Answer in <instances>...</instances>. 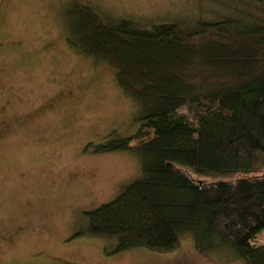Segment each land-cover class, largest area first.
Returning <instances> with one entry per match:
<instances>
[{"label": "trees", "instance_id": "obj_1", "mask_svg": "<svg viewBox=\"0 0 264 264\" xmlns=\"http://www.w3.org/2000/svg\"><path fill=\"white\" fill-rule=\"evenodd\" d=\"M236 1L239 14L190 25L67 6L66 44L108 64L140 107L134 136L112 134L96 150L132 154L141 177L85 214L87 235L115 238L117 252L167 253L190 236L199 255L229 248L264 264V0Z\"/></svg>", "mask_w": 264, "mask_h": 264}, {"label": "rangeland", "instance_id": "obj_2", "mask_svg": "<svg viewBox=\"0 0 264 264\" xmlns=\"http://www.w3.org/2000/svg\"><path fill=\"white\" fill-rule=\"evenodd\" d=\"M73 1L0 0V264H242L229 248L199 255L190 236L165 253L117 252L115 238L87 235L85 214L141 177L132 154L96 149L112 134L134 136L142 122L115 70L66 44L62 22ZM80 1L143 26L245 9L236 0ZM263 243L264 232L255 240Z\"/></svg>", "mask_w": 264, "mask_h": 264}]
</instances>
